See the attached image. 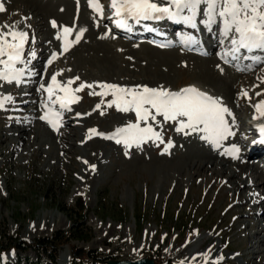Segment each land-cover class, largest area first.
I'll return each mask as SVG.
<instances>
[{
	"label": "rangeland",
	"instance_id": "rangeland-1",
	"mask_svg": "<svg viewBox=\"0 0 264 264\" xmlns=\"http://www.w3.org/2000/svg\"><path fill=\"white\" fill-rule=\"evenodd\" d=\"M3 2L6 11L0 13V25L16 24L19 29L30 32V36L36 37L34 48L39 54L47 46L46 35L59 41L56 39L57 32L49 35L45 31H36L34 22L43 15L26 11L23 7L24 3L27 4L25 0ZM28 5H36L46 17L55 9L38 2L28 1ZM75 11L78 12L77 7ZM25 13L33 15V18ZM65 14L68 16L69 12ZM81 16L86 17L79 13L78 20H73L76 26ZM37 23L46 25L44 17ZM100 36V33L88 30L80 45L56 64L66 77L79 76L77 84L108 82L131 86L143 83L150 87H178L195 82L224 98L234 109L237 120L247 116L244 110L249 108L251 101L259 100L256 93L264 92L261 81L257 84L254 78L249 81L246 76L239 75L228 81L215 74L213 63L209 62L212 77L219 81L215 87L212 86L201 77L206 68L205 60L201 58L176 50L161 51L144 44L125 46L126 43L113 40V43L101 42ZM105 57L107 62L103 61ZM219 66L218 71L221 72L224 67ZM224 72H227L226 69L221 73ZM256 84L258 86L254 88ZM240 85L251 96L250 102L244 98L238 100L237 88ZM11 90L15 103H9L5 106L6 110H0V145L3 146L2 162L7 171V174L0 173V245H6L11 239H21L30 244L37 239L51 237L56 231L63 233L71 227L73 233L70 237L59 233L62 238L55 240L57 243L63 241L59 244L64 245L57 251V264L70 256L73 247L100 253L106 259L160 256L174 264L182 263L187 254L188 259L195 256L194 261L205 262L203 253L199 251L208 252L210 249V254L215 253L209 262L212 264L220 256L214 241L219 246L229 244V251L223 253L226 259L221 264H264V223H261V217L247 213L252 209V201L242 202L238 196L242 188H236L235 183L223 176V163L217 168L207 166L200 170L194 166L191 152H209L196 134L185 136L177 133L173 124H165L162 129L164 139H171L174 143V147L165 154H161L164 145L156 147L151 142L143 145L142 149L132 148L125 155L123 145L97 138L84 140V126L95 125L99 126L96 127L98 129L109 130L133 121V114L119 113L112 108L106 109L104 115L96 111L81 128L70 126L62 129L59 135H52L46 128H41L35 113L27 118L33 128L26 122L19 125V130L25 127L27 131L25 137L17 135L18 139H22V145H18L17 131L13 129L27 114L17 110L23 109L16 106L18 94L23 93L20 88L0 85V92L5 95ZM88 93L89 89L80 93L82 99L76 104L78 110L86 111L98 101L97 96ZM35 109L36 106L30 111ZM8 114L12 117H7ZM25 140L29 144L24 147ZM92 165H95L94 170ZM230 166L236 171L243 167L240 168V164ZM248 172H253L250 166ZM258 186L253 188L260 189ZM81 195L85 206L77 208L76 201ZM235 202L237 204L231 208ZM262 208L264 203L259 206V209ZM185 221V228L188 224L191 228L202 227L187 240L177 236V229L181 230L180 224ZM76 227L80 231H76ZM256 230H260V236L253 238ZM210 235L211 243L206 240ZM259 239H263L262 243ZM38 252L33 247L25 254L20 249L7 250L2 258L7 260L21 256L25 261L26 257L35 261ZM40 255L45 257L43 252ZM230 256L233 258L230 259ZM41 263L47 264V261L43 259Z\"/></svg>",
	"mask_w": 264,
	"mask_h": 264
},
{
	"label": "snow or ice",
	"instance_id": "snow-or-ice-1",
	"mask_svg": "<svg viewBox=\"0 0 264 264\" xmlns=\"http://www.w3.org/2000/svg\"><path fill=\"white\" fill-rule=\"evenodd\" d=\"M77 5L79 11V0ZM87 6L100 19H109L116 28L129 32L133 30V23L139 25L143 21L168 20L194 30L198 29V25H203L209 32L214 26H218L220 43L224 44L225 41L230 43V47L221 54V59L225 63L244 59L264 62V58L259 56L246 55L255 51L264 52V0H110L107 6L101 0H87ZM106 8L110 11L107 17ZM5 11V4L0 0V13ZM50 23L53 28L59 29L56 39L61 43L60 52L51 54L46 62L47 66H51L61 55L78 45L88 31L86 27L77 29L75 26L58 25L55 20ZM147 30L157 32L152 27H148ZM108 34H111V29ZM157 34L164 35L160 32ZM180 42L189 50L199 44L191 33L181 34ZM28 43V32L19 29L16 24L0 25V85L14 84L21 87L31 82V78L37 74L35 69L30 67L36 58L35 51L30 52L27 57L25 55ZM170 45L171 41H168L159 46ZM250 67L246 66L249 70ZM238 70L246 69L238 68ZM62 74V72L53 73L50 81L40 83L38 89L44 94L42 99L44 111L39 119L47 123L55 132H59L64 126V113L71 111L72 105L81 101L82 97L79 93L89 89V95L101 97L100 103L94 108V111H100V115L105 114L102 110L103 105L107 109L115 108L119 113L134 114L135 119L117 127L111 133L90 128L87 139L99 136L113 140L116 144L123 145L125 155H128V150L142 149L143 145L151 142L156 147L164 145L161 154H165L174 147V143L171 139L165 141L162 129L165 124H173L177 133L185 136L196 134L201 141L214 151H218L220 155L234 160L241 158V148L238 144L231 143L225 146L230 138L237 135L234 128L238 125L234 113L221 97L213 96L195 85L173 91L163 85L129 86L108 82L77 84V81H80L79 76L62 81L58 79ZM261 82L264 83V78H261ZM256 95H264V92H257ZM109 96L111 99L106 100L105 98ZM240 96L251 101L247 90H242ZM9 103H15V97L11 94H0V110H4ZM252 107L253 120L258 122L256 128L259 133V139L253 141V144L264 145V99L259 100ZM80 115L77 113V116ZM91 167L95 169V165ZM210 252L209 249L208 252L201 254L205 264H208ZM192 259L195 260L196 257L193 256ZM219 259L222 260L223 257ZM212 264H218V261H213Z\"/></svg>",
	"mask_w": 264,
	"mask_h": 264
},
{
	"label": "bare ground",
	"instance_id": "bare-ground-1",
	"mask_svg": "<svg viewBox=\"0 0 264 264\" xmlns=\"http://www.w3.org/2000/svg\"><path fill=\"white\" fill-rule=\"evenodd\" d=\"M28 1L29 2H38L40 5L50 6L52 9L55 8L54 9V12L51 13L48 17H46L42 12L39 11L40 8L37 7L36 5H28ZM42 1L41 0H27V1L25 0V2H27V4L24 3V6H23V7H25L26 11H29L30 12V10H31L33 12H36L38 15L39 14L41 16L43 15L42 17H40V19L36 20V27H38V31L39 32L40 31L41 32H44L45 31L47 33H50V32H53L54 30H56L57 28H53L50 24H48V21L50 23V20H53L54 18H57V20H60V22L63 23V24H65V25L75 26L77 29H79L80 27H86L88 30H91V31L100 33L101 36L99 37V39H100L101 42H112V40L110 38H101L102 37V31H97L96 28L90 24V18H91V16H90V14L84 12L85 10H84V6L82 5V0H79V11L78 12L75 11L76 7L78 8V5H76L77 2L75 3L74 0L73 1L72 0H42ZM71 11H72V14H71ZM66 12H69L70 17H69V15L67 16L65 14ZM73 13L76 14L77 20H78L79 13L85 15L86 17L83 18L81 16L80 21H79V24L76 26L75 22L72 20ZM43 17H44V21H45L46 25L44 23H37L38 21H41L43 19ZM49 17H52V18H49ZM72 21H73V23H72ZM43 27H45L46 29L43 28ZM49 28L51 29V31L49 30ZM98 29L100 30V28H98ZM40 35H42V34H40ZM46 38H48V36ZM49 40H51V39H49ZM51 42H52V40L50 41V46L49 47L55 49L56 48V44L53 43L54 41L52 43ZM78 45H80V43ZM74 49H75V47H74ZM71 51H73V49ZM106 60H107V58L105 57L103 59V61L104 62H107ZM202 60H205L204 63H205V67H206L205 70L206 71L204 70V73L202 72L201 77L204 80L209 81L210 84L212 86H214V87L216 86V84H219V81H216V78L215 77L214 78L212 77L213 76V73L210 71V68L211 67L209 65V62H212L213 63L212 64V67L215 70L214 73L215 74H218L220 77L225 78L226 80L229 81L230 78H232V77L235 76V74L233 72H229L230 70L228 68H226L227 69L226 70L227 72H224L223 74L218 73L217 72L218 70H216V68H214L216 61L213 60V59L212 60L210 59L211 61H209V59L203 58ZM206 60H208V62ZM220 67L221 66H219V68ZM207 71H209V72H207ZM222 78H220V80L222 82H225L224 81L225 79L223 80ZM47 82H48V80L45 81V83H47ZM217 87H219V86H217ZM218 89H220V87ZM218 91H221V90H218ZM217 94H219V93H217ZM30 95H31V93H30ZM28 101H30V99H28L26 96L25 97H22L21 98V105L22 106H25V103H27ZM245 124H246V122H244V125ZM22 125L23 126H26L28 124H26V125L25 124H22ZM28 129H29V127H28ZM26 131H27V128H25V127L22 130H19L18 134H21V135H18V136L25 137V132ZM20 142L22 143V139L20 140ZM195 152H191L192 153V158H194V161H192V163H194V166L197 169H199V170L200 169H205V167H207V166H209L210 168H214V167L217 168L219 165H221L223 163V165H222L223 166L222 169H224V173H223L224 175L223 176H226L228 181H232V183H235L236 184V188H242V189H239L240 190L239 191V195L242 198L241 200H243L242 202L252 201V203H253V205L255 207L257 205H259V204H261V203L264 202V198H262V197L260 198V196L262 194H264V172L261 170V166L257 162L248 161L249 159L251 160L252 158H255V155L254 154H248L247 157H246L247 159H246V161H244V163H237V164H240V168L242 166L243 167L240 170L238 169V171H236V170H231L229 168V167H231L230 164H231V161L233 159H230V158H227V157H224V156L223 157L222 156L219 157L218 153L211 152V151L206 152V153H204L205 152L204 151L203 152L204 154H202V152L200 151V153H199L200 155L198 153H195ZM209 154H211V155H209ZM190 155H189V157H190ZM182 158H184V157H182ZM249 166H250L251 170L253 171L252 173L251 172H248L249 171ZM233 169H235V168H233ZM244 173H246V174H244ZM244 175H245V177L241 178ZM250 178L253 179V180H251ZM257 180H258V182L256 183ZM255 186H258V188H260V189L253 188ZM257 190H259V191H257ZM258 210L259 209H256L254 211V213L256 215L261 216L262 217V223H264V216H262L264 214V211L263 210H260V212H259ZM254 213H252V214H254ZM257 226L258 225H255L254 227L258 228ZM260 233H261L260 230H256L255 232H253V238H257L258 236H260ZM262 241H263V239H259V242L262 243Z\"/></svg>",
	"mask_w": 264,
	"mask_h": 264
},
{
	"label": "water",
	"instance_id": "water-1",
	"mask_svg": "<svg viewBox=\"0 0 264 264\" xmlns=\"http://www.w3.org/2000/svg\"><path fill=\"white\" fill-rule=\"evenodd\" d=\"M109 263L110 264H153V261L147 258H141L136 261L123 260V261H110Z\"/></svg>",
	"mask_w": 264,
	"mask_h": 264
},
{
	"label": "trees",
	"instance_id": "trees-1",
	"mask_svg": "<svg viewBox=\"0 0 264 264\" xmlns=\"http://www.w3.org/2000/svg\"><path fill=\"white\" fill-rule=\"evenodd\" d=\"M76 231H80L78 227H76ZM72 233H73V230H70L68 233H66L65 235H63V237L66 236L67 234H68L69 237H70V235H71ZM64 239H66V238H64ZM0 249H1V246H0Z\"/></svg>",
	"mask_w": 264,
	"mask_h": 264
}]
</instances>
